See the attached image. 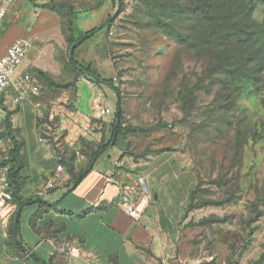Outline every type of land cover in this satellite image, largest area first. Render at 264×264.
<instances>
[{
    "label": "crops",
    "instance_id": "obj_1",
    "mask_svg": "<svg viewBox=\"0 0 264 264\" xmlns=\"http://www.w3.org/2000/svg\"><path fill=\"white\" fill-rule=\"evenodd\" d=\"M12 4L10 22L0 35V56L15 41L28 40L30 48L15 77L31 76L40 94L27 93L16 104L13 100L20 92L10 87L0 104V158L6 156L2 165L7 172L14 164L19 166L15 199L0 211V264H225L221 255L209 254L206 241L193 242L192 214L185 210L194 179L184 160L134 162L124 155L126 143L120 136L71 187L66 164L71 158L73 166L89 165L91 153L107 140L115 119V113L100 117L99 109L106 108L105 99L115 96L109 87L66 66L69 40L107 23L74 52L78 63L107 79L113 68L105 38L118 10L113 0ZM46 77L71 86L57 88ZM82 84L91 95L84 113ZM68 109L91 117L89 129L61 133L49 122L54 111ZM38 127L48 134L44 142H39ZM14 149L19 153L15 163ZM109 150L114 151L112 157ZM57 165L63 167L60 174ZM177 166L181 179L164 175L167 167ZM50 182L54 186L47 189Z\"/></svg>",
    "mask_w": 264,
    "mask_h": 264
},
{
    "label": "rangeland",
    "instance_id": "obj_2",
    "mask_svg": "<svg viewBox=\"0 0 264 264\" xmlns=\"http://www.w3.org/2000/svg\"><path fill=\"white\" fill-rule=\"evenodd\" d=\"M121 1L105 45L113 68L107 79L121 96L124 155L144 165L154 158L184 160L194 179L185 210L192 214L193 242L206 241L209 254L225 264H264V70L262 85L245 79L224 91L207 71L201 16L160 7L177 3L182 10L187 0ZM263 13L258 5L252 19L260 23ZM82 85L84 113L91 95ZM114 96L102 103L111 116ZM73 168L71 178L84 169ZM164 175L183 174L177 166Z\"/></svg>",
    "mask_w": 264,
    "mask_h": 264
},
{
    "label": "trees",
    "instance_id": "obj_3",
    "mask_svg": "<svg viewBox=\"0 0 264 264\" xmlns=\"http://www.w3.org/2000/svg\"><path fill=\"white\" fill-rule=\"evenodd\" d=\"M188 7L180 9L177 3L161 4L163 10L168 7H176L179 9V14H183L185 10L191 12L194 20L201 16V20L205 26L204 45L208 49L207 71L209 74H215L217 79L214 81L222 86V90L226 91V85L232 87L240 85L245 79L253 86L262 85L261 76L264 70V13L263 19L257 23L252 19V13L258 5H264V0H187ZM113 4L118 8V3L113 0ZM120 13L123 9L122 1L119 0ZM194 21H191V23ZM107 23L98 28L82 33L77 38L69 40V52L73 49V61L68 59L66 66L78 75L91 78L96 83L103 84L109 87L117 97V107L119 111V122L116 124L114 120L109 129H111L110 137L97 146L96 150L91 153L93 156L90 159L89 165L72 178L71 187L74 189L81 180L89 172L93 160L105 150L111 148L114 132L116 140L122 136L125 129L121 125L123 111L121 108L120 92L113 86L110 80L102 79L96 75L88 65L78 63L74 58L75 50L94 36L97 32L103 29ZM110 27V26H109ZM50 85L57 88H67L69 84H56L46 77ZM73 85V83H72ZM259 88V87H258ZM236 93V91H235ZM115 140V142H116ZM19 160V153L15 149L11 153V161L15 163ZM70 158L66 164L67 173L73 176V164ZM19 166H14L8 171V178L11 184L12 199H15L14 186L16 184L17 173ZM18 225V223H16ZM13 235H18V227L16 226Z\"/></svg>",
    "mask_w": 264,
    "mask_h": 264
},
{
    "label": "built area",
    "instance_id": "obj_4",
    "mask_svg": "<svg viewBox=\"0 0 264 264\" xmlns=\"http://www.w3.org/2000/svg\"><path fill=\"white\" fill-rule=\"evenodd\" d=\"M14 0H0V23L5 17L7 7L13 3ZM104 1V0H99ZM30 48V43L26 39H20L15 41L6 51L5 55L0 56V104L4 93L13 87L18 90L19 96L13 100L14 103L18 104L25 94H30L33 96H38L40 94V87L29 75L17 76L15 73L17 68L21 65L22 61L26 57L28 50ZM114 82L117 79L114 78ZM115 84V83H114ZM54 111L51 115L49 122L54 123L56 129L61 133H65L72 128H77L80 130H88L92 124V118L83 115L78 110H66L64 111ZM100 117L111 115L109 109L101 108L99 109ZM39 142H44L45 135H48L45 131L38 127ZM61 141L57 139L56 146L60 147ZM6 160V156L0 158V211L12 201V191L11 184L8 178V172L3 167L2 162ZM63 172V167L61 165L56 166V173L60 174ZM53 182L47 185V189L53 187ZM71 253L74 252L73 249L70 250Z\"/></svg>",
    "mask_w": 264,
    "mask_h": 264
},
{
    "label": "water",
    "instance_id": "obj_5",
    "mask_svg": "<svg viewBox=\"0 0 264 264\" xmlns=\"http://www.w3.org/2000/svg\"><path fill=\"white\" fill-rule=\"evenodd\" d=\"M118 1H119V0H118ZM119 7H120V5H119V2H118V9H119ZM69 59H70L71 61H73V49L70 50V53H69ZM115 121H116V124L119 122V111H118L117 109H116V111H115ZM116 137H117V135H116V133L114 132V135H113V142H112V144L115 142Z\"/></svg>",
    "mask_w": 264,
    "mask_h": 264
}]
</instances>
